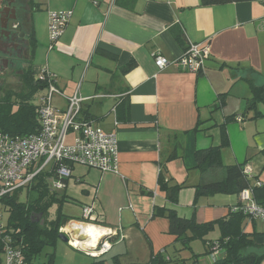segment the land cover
<instances>
[{
    "label": "crops",
    "instance_id": "1",
    "mask_svg": "<svg viewBox=\"0 0 264 264\" xmlns=\"http://www.w3.org/2000/svg\"><path fill=\"white\" fill-rule=\"evenodd\" d=\"M33 3L35 7L26 24L27 33L32 29L36 40L33 74L38 77L44 70L53 75L63 97L61 109L66 107L65 98L78 90L86 99L82 108L97 117L93 124L117 138V172L73 165L70 178L59 191L65 194L66 203L80 209L76 218L81 217L82 207L89 206L96 219L94 225L112 229L115 235L108 239L111 247L99 258L92 248L88 253L79 251L72 246V240L82 234L77 229L64 231L68 221L59 233L69 236L71 241L66 244L73 251L67 247L59 261L54 251L53 264H93L96 260L104 264H150L151 256L165 249L174 259L191 264L190 251L171 249L178 244L169 234L168 221L153 218L152 211L155 206L173 208L180 216L194 215L196 223L203 224L226 217L241 203L237 195L216 194L201 197L195 207L192 205L195 185L219 181L225 175L223 168L201 175L195 169L194 152L219 144L218 127L212 125L222 124L229 116H240L242 121L226 125L229 146L221 151L223 165L246 163L249 177L258 176V184L264 182V87L256 105L259 114L253 118L256 112L246 111L251 98L248 80L264 85V0L212 6L201 5L200 0ZM61 11H70L71 17L62 36L50 45L48 16ZM178 30L183 36L181 44L174 36ZM189 44L207 46L209 58L203 72L192 73L174 65L157 69L153 52L158 51L171 62ZM97 49L115 58L105 57ZM42 55L44 60L38 64ZM131 60L134 67L123 73L122 68ZM78 79L74 89L70 81ZM223 94V105L215 110ZM125 95L129 97L130 120L121 123L114 107ZM198 122L204 123L196 131ZM179 141L181 154L165 163L169 184L184 185L177 203L171 205L158 189L157 177L161 164ZM242 230L254 233L256 245H264L263 221L247 217ZM218 237L219 230L215 228L205 240ZM190 247L193 254L199 255L197 264H212L210 254H204L207 246L203 242L193 241ZM51 252L50 248L44 249L35 262L46 263ZM0 257L2 262L3 254Z\"/></svg>",
    "mask_w": 264,
    "mask_h": 264
},
{
    "label": "trees",
    "instance_id": "2",
    "mask_svg": "<svg viewBox=\"0 0 264 264\" xmlns=\"http://www.w3.org/2000/svg\"><path fill=\"white\" fill-rule=\"evenodd\" d=\"M19 5V10L22 13V20L27 24V18L33 12L35 4L33 0H16ZM252 0H200L203 6L223 5L229 3L245 2ZM27 6L22 9V6ZM26 15H25V14ZM178 43H182V32L174 33ZM30 42V60L26 70H23L19 76V88L17 90L9 89L1 92L0 96V133L8 136H29L38 131V115L36 113L38 99L32 102L35 94L44 90L47 87V82L40 80V74L35 77L31 70V62L36 46L34 31L30 29L28 32ZM188 48V47H187ZM186 48V50H187ZM97 52L108 58H115L103 50L97 49ZM135 65L131 60L122 68L123 73L130 71ZM44 79H47L45 77ZM251 89V98L247 104L246 111L253 110L255 115L259 114L256 111L257 102L264 85H255L252 80H248ZM56 82V80H55ZM56 86V85H55ZM39 97V96H38ZM223 95H219V107L223 105ZM117 121L121 123L129 122L130 105L129 97L125 95L119 99L114 107ZM93 114L87 108H82L78 115L79 121L93 122L96 120ZM236 116L225 118L222 124H214L213 127H218L219 144L206 149L197 150L194 152L195 169L202 175L213 168H223L224 177L222 180L208 183L200 182L194 186V201L201 197L213 196L216 194L237 195L247 191L250 197L256 204L264 206V182L258 184V176L249 177L245 174V164H233L224 166L222 163L221 151L229 146V140L226 133V125L234 122ZM242 121V120H241ZM204 122H198V126ZM182 142L176 143L173 151L161 164V170L157 177V187L164 192L167 201L171 205H175L178 199V193L184 185H170L169 179L166 177L165 163L179 157L181 154ZM264 154V150H263ZM73 166V165H72ZM264 172V165L261 169ZM53 174L45 171H40L34 176L25 189H18L12 195L3 199L5 207V225L0 233V256L4 250V239L9 236L15 243L21 247L22 257L25 264H53L54 261V246L56 245L60 228L70 220L82 221L80 218L66 216L62 211V205L66 202L65 194H58L56 191H50L48 178ZM67 180H64L66 185ZM57 205L56 213L50 220L47 218L49 209ZM42 214L44 224L33 223L31 215ZM152 217H163L168 221L169 234L174 237L175 244L178 246L171 247L173 251L188 250L191 252V264H197L199 255L193 254L190 243L196 240L203 242L207 246L205 255L211 254V246L214 243L218 244L221 250V257L212 264H263L264 263V245L258 246L253 241L254 233L248 234L242 230L244 220L248 217L241 209V204H238L229 214L219 220L197 224L194 215L190 217H182L177 211L169 207L155 206L152 211ZM35 218V217H34ZM215 228L219 230V237L216 240H205V237ZM52 249L48 254L46 263H36L35 259L46 249ZM263 250L258 252L257 250ZM169 250V249H168ZM168 250L163 253H157L151 256L150 264H187L186 261L174 259L170 256ZM99 255V257H102ZM1 258V257H0ZM174 260V261H173ZM93 264H104L103 260H96Z\"/></svg>",
    "mask_w": 264,
    "mask_h": 264
},
{
    "label": "built area",
    "instance_id": "3",
    "mask_svg": "<svg viewBox=\"0 0 264 264\" xmlns=\"http://www.w3.org/2000/svg\"><path fill=\"white\" fill-rule=\"evenodd\" d=\"M70 17V11L49 13L50 45L62 36ZM151 57L159 70L174 65L184 71L200 73L205 68L209 51L206 45L189 44L187 50L175 61H168L158 51L153 52ZM45 77L47 79H44ZM39 78L47 82V87L38 99V131L24 137L0 133V233L5 225V208L8 207H5L3 199L18 189L28 187L34 176L40 171H45L50 163L52 166L49 171L53 175L48 178V182L52 192L64 189V180L70 178L72 165H82L101 172H117L116 135L104 132L93 122L79 121L78 115L86 99L80 97L78 90L71 97L65 98L64 109L55 108L52 98L56 95L62 96V93L55 86L53 75L43 70ZM236 121L240 122L241 117L236 116ZM244 172L249 174L246 169ZM239 197L244 214L249 219L264 222V206L256 204L247 191L242 192ZM93 217L91 207H82L81 223L94 225L96 219ZM112 235L115 234L101 239L94 249L98 255L109 249L102 250L104 240H108ZM220 255L221 250L218 244L214 243L210 254L212 263L219 259ZM0 264H25L20 245L9 236L4 239L3 260Z\"/></svg>",
    "mask_w": 264,
    "mask_h": 264
},
{
    "label": "flooded vegetation",
    "instance_id": "4",
    "mask_svg": "<svg viewBox=\"0 0 264 264\" xmlns=\"http://www.w3.org/2000/svg\"><path fill=\"white\" fill-rule=\"evenodd\" d=\"M19 9L16 0H0V82L11 76L19 79L30 60V42Z\"/></svg>",
    "mask_w": 264,
    "mask_h": 264
},
{
    "label": "rangeland",
    "instance_id": "5",
    "mask_svg": "<svg viewBox=\"0 0 264 264\" xmlns=\"http://www.w3.org/2000/svg\"><path fill=\"white\" fill-rule=\"evenodd\" d=\"M43 60H44V58H43V55H42L40 58H38V60L36 62H38V64H42V61ZM18 81H19V79L17 77L11 76L9 79H6V81L0 82V94H1V92H4L5 90H9V89L17 90L19 88ZM79 81H80L79 79L76 80L75 82L70 81V86L74 87V89H75V87L77 86V84L79 83ZM73 91H75V90H73ZM44 93H45V89L42 90V91L37 92L35 94V98H34V100H32V102H36L37 99H39L38 96H40V94H44ZM63 93L66 94V92H63ZM60 97H62V96H57L56 95V96H54L52 98V105L54 107L58 108V109H61L62 106H63V103H62L63 100ZM211 130H213V129H211ZM215 133H216L215 130H213V131L210 132V134H213V135ZM51 166H52V163H50L48 165V167L46 168L45 172H49ZM56 192L60 195V192L59 191H56ZM56 210H57V205L54 204L49 209L48 214H47V218L49 220L54 217V214L56 213ZM62 211H63L64 214L69 215V217L76 218V216L80 212V209L74 203H68V202L66 203V202H64L63 205H62ZM70 241H71V239H70ZM197 244H199V242H197ZM67 247L70 249L69 245H67L66 243H63L60 240L57 241V249H56V245L54 246L55 257H56V254H57V258H56L57 261H59V255H62V254L65 255V253L67 251L66 250ZM70 250L73 251L72 249H70Z\"/></svg>",
    "mask_w": 264,
    "mask_h": 264
},
{
    "label": "clouds",
    "instance_id": "6",
    "mask_svg": "<svg viewBox=\"0 0 264 264\" xmlns=\"http://www.w3.org/2000/svg\"><path fill=\"white\" fill-rule=\"evenodd\" d=\"M93 219L95 218L93 217ZM63 230L68 231L67 228ZM111 233H112L111 228L89 224L86 228L83 229V232H82V234L87 237V239L83 241V244L87 248L94 249L97 247V245L100 243L103 237L108 236ZM110 247L111 245L109 244L108 240H104L102 250H107Z\"/></svg>",
    "mask_w": 264,
    "mask_h": 264
},
{
    "label": "bare ground",
    "instance_id": "7",
    "mask_svg": "<svg viewBox=\"0 0 264 264\" xmlns=\"http://www.w3.org/2000/svg\"><path fill=\"white\" fill-rule=\"evenodd\" d=\"M81 223V222H80ZM79 222L76 223V222H70L68 223L67 225V229L68 231H71V230H75L77 229L78 230V233H81L83 232V229L86 228L88 225L87 224H84V223H81L80 224ZM87 225V226H86ZM83 235V234H82ZM87 239V237L85 236V239L82 240V241H79L78 239H73L72 242L74 241V244L72 245L73 247H79L80 249L82 250H86L87 252H90L89 251V248L85 247L84 244H83V241H85ZM76 240V241H75ZM95 249V248H94ZM95 251V250H93ZM95 253V252H94ZM93 253V255H94ZM97 254V253H96Z\"/></svg>",
    "mask_w": 264,
    "mask_h": 264
},
{
    "label": "water",
    "instance_id": "8",
    "mask_svg": "<svg viewBox=\"0 0 264 264\" xmlns=\"http://www.w3.org/2000/svg\"><path fill=\"white\" fill-rule=\"evenodd\" d=\"M35 217V218H34ZM31 221L33 223H40V225H43L44 224V218H43V215L42 214H34V215H31ZM70 222H75L73 220H70L68 223ZM80 223V222H79ZM58 239L64 243H69V237L64 234V233H59L58 235ZM85 239V236L84 235H80L78 237V240L82 241ZM79 251H81L82 249H78ZM91 250V249H90ZM94 250V249H93ZM86 251V250H85ZM96 251V250H95ZM88 255V254H87Z\"/></svg>",
    "mask_w": 264,
    "mask_h": 264
}]
</instances>
